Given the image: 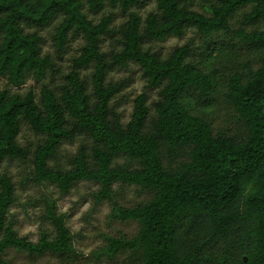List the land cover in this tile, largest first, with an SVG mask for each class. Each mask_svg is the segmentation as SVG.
Masks as SVG:
<instances>
[{"label":"trees","instance_id":"obj_1","mask_svg":"<svg viewBox=\"0 0 264 264\" xmlns=\"http://www.w3.org/2000/svg\"><path fill=\"white\" fill-rule=\"evenodd\" d=\"M144 1L0 0V77L14 87L29 77L42 81L55 70L53 60L43 55V37L24 25L46 28L58 21L53 39L59 54L71 36L85 39L59 90L44 85L39 97L32 90H0V169L6 159L24 161L32 154L31 181L55 185L61 195L80 181L100 185L96 203L113 202L117 183L151 193L144 204H113L110 217L135 221L138 231L130 239L106 237L98 254L111 260L127 250L134 264H264V0H208L209 14L194 8L196 0H155L156 9L142 20L133 9ZM106 6L128 13L121 47L110 54L101 44L113 32V16L95 23L85 11L98 13ZM248 6L244 18L257 28L232 29L230 20ZM189 29L204 38H238L261 66L254 70L249 60L242 64L244 75L235 71L227 78L223 69L236 70L232 52L210 45L201 68L190 59V44L164 59L144 47L146 41L182 37ZM130 64L141 68L148 87L159 89L160 96L152 110L147 94H139L124 124L113 103L124 83L107 79L113 69ZM90 66L91 91L80 72ZM221 94L237 114V132H214L210 115ZM23 123L43 136L33 152L18 141ZM81 134L90 140V151L81 147L70 169L51 165L61 144ZM15 202V184L0 175V264H12L3 257L9 248L35 255L76 254L55 201L47 199V216L56 235L43 234L37 242L14 230L8 215Z\"/></svg>","mask_w":264,"mask_h":264},{"label":"rangeland","instance_id":"obj_2","mask_svg":"<svg viewBox=\"0 0 264 264\" xmlns=\"http://www.w3.org/2000/svg\"><path fill=\"white\" fill-rule=\"evenodd\" d=\"M208 0H196L195 9L199 12L209 14L205 5ZM156 9L155 0H145L144 3L133 10L137 12L142 20ZM251 10V7L243 8L230 20L232 29H244L247 32L257 28V25L250 23L244 15ZM90 19L97 23L103 16L111 14L113 16L112 34L105 36L101 48L102 51L110 54L113 50L121 47V27L128 19V13L118 7L106 6L98 13H93L87 8ZM55 21L46 28H37L24 25L28 32H37L43 37L42 52L49 56L54 64L55 70L47 74L42 81H36L29 77L21 87H14L9 84L6 78L0 77V90L7 89L11 93L26 94L33 91L38 97L44 85H49L59 90L66 81L65 75L74 69V59L82 53L85 39L82 35L71 36L66 50L59 54L54 45ZM190 44L193 53L190 57L200 65L205 67L206 55L210 52V45L223 49V52H232L234 58L231 65L234 69H223L226 77H230L235 71L245 74L246 68H241L242 64L252 60L254 70L261 66L258 56L253 54L250 46L242 43L238 38L225 34L213 35L210 38L202 37L196 30L189 29L182 37L169 36L162 41H146L144 47L151 52L157 53L161 58H167L175 48ZM224 46V48H223ZM93 66L81 69L82 76L87 80L91 91V75ZM108 82H122L124 87L117 95L113 103H116L117 111L121 114L122 121L126 124L132 115L135 98L146 93L148 105L153 110V104L159 99V89L150 88L147 81L142 76L141 68L136 64H130L127 68H115L110 71ZM224 92L228 85L223 86ZM213 121L214 132L219 129L237 132L241 126L233 107L225 101V96L221 94L218 105L210 115ZM18 141L33 152L36 147L43 142V136L36 134L27 123H23ZM81 147H86L90 151V140L83 134L78 135L74 141H65L61 144L57 157L50 162L64 169L72 167V158ZM32 154L27 160L6 159L0 169V175H8L16 188V202L11 206L8 218L16 233L28 240L37 242L43 234L49 238H54L56 229L52 221L47 216V199H52L56 204L57 215H65V225L73 235V244L76 254L69 256H59L52 253L43 255L30 254L9 248L3 257L12 264H134L129 260L130 252L125 250L119 252L111 260L106 256L99 255L98 252L107 244L106 237L132 238L138 231V223L132 220L121 221L110 217L113 204L122 207H133L146 203L152 196L148 191H142L138 186L117 183L114 185L115 199L113 202L105 200L100 203L95 202L94 194L100 189V185L90 181H80L74 185L70 192L61 195L55 185L50 183L36 184L31 181L33 173ZM119 163H125V159H120ZM136 166V165H134Z\"/></svg>","mask_w":264,"mask_h":264}]
</instances>
